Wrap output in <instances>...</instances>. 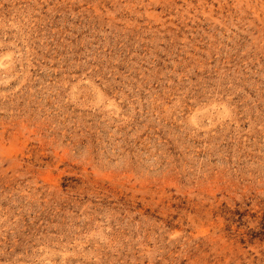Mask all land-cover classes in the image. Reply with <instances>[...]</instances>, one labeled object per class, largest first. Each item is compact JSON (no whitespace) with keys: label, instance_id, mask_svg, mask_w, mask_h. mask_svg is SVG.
Masks as SVG:
<instances>
[{"label":"rangeland","instance_id":"1","mask_svg":"<svg viewBox=\"0 0 264 264\" xmlns=\"http://www.w3.org/2000/svg\"><path fill=\"white\" fill-rule=\"evenodd\" d=\"M264 0H0V264H264Z\"/></svg>","mask_w":264,"mask_h":264},{"label":"trees","instance_id":"2","mask_svg":"<svg viewBox=\"0 0 264 264\" xmlns=\"http://www.w3.org/2000/svg\"><path fill=\"white\" fill-rule=\"evenodd\" d=\"M264 235V234H263Z\"/></svg>","mask_w":264,"mask_h":264}]
</instances>
